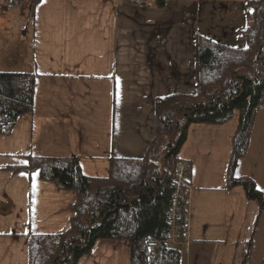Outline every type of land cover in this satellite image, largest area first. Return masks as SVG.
I'll list each match as a JSON object with an SVG mask.
<instances>
[{"label":"crops","instance_id":"1","mask_svg":"<svg viewBox=\"0 0 264 264\" xmlns=\"http://www.w3.org/2000/svg\"><path fill=\"white\" fill-rule=\"evenodd\" d=\"M28 1L8 10L0 0V72L36 74L33 111L0 135V264H29L30 236L65 232L76 200L72 191L4 167L27 154L78 156L85 175L105 177L111 156L142 157L156 98L194 91L195 37L209 35L199 26L208 0H166L162 10L146 6L153 0ZM15 23L28 39L13 48ZM238 116L191 125L180 148L191 174L182 264H264L253 241L263 212L242 186H227ZM244 160L236 176L258 187ZM78 264H130V246L98 240Z\"/></svg>","mask_w":264,"mask_h":264},{"label":"trees","instance_id":"2","mask_svg":"<svg viewBox=\"0 0 264 264\" xmlns=\"http://www.w3.org/2000/svg\"><path fill=\"white\" fill-rule=\"evenodd\" d=\"M38 2L32 0L33 4ZM245 5L249 8L247 23L238 30L245 47L196 34L195 89L156 98L153 137L142 157L111 156L105 177L85 175L78 156L27 154L21 163L4 167L76 194L65 232L30 236L29 264H78L98 240L128 242L130 264H182V251L166 244L180 148L191 125H221L235 112L239 116L227 186H242L248 199L264 209V193L254 181L236 176L257 110L264 105V0H247ZM146 6L164 9L166 0H154ZM35 79V73L0 72V135H10L18 118L33 111Z\"/></svg>","mask_w":264,"mask_h":264},{"label":"rangeland","instance_id":"3","mask_svg":"<svg viewBox=\"0 0 264 264\" xmlns=\"http://www.w3.org/2000/svg\"><path fill=\"white\" fill-rule=\"evenodd\" d=\"M141 1H144V3H146V1L149 0ZM246 1L247 0H208V3L204 2L203 5L205 11L203 20L200 21L199 24L200 29L203 33H208L209 35L207 36L221 43H226L227 45L231 46L245 47L246 42L244 39L239 38L238 30L243 29L247 23L246 11L249 10V8L245 5ZM206 12L208 13L207 17ZM19 27L20 25L15 23V25L11 28L15 33L13 43L11 41V47L13 48H16L15 45L18 46L28 39V37H26L24 34L26 28L21 30ZM241 159H245L242 162L246 165L245 167L248 170L252 171V173L256 176V183L258 184V187H256L259 190L262 189L261 191H263L264 193V105L260 106L257 110L247 152L246 155ZM249 161H251L250 164ZM255 161H257L258 164L251 166L252 162ZM252 204L253 206H255V204L259 206V204L256 202H253ZM259 210H261L260 206ZM262 212L263 216L261 221V229L257 233L256 238L253 239V241L256 240V242H259V251L263 252L264 254V209H262ZM256 218L254 216L252 220L254 222L253 229L257 230L258 222ZM255 256L256 255L254 254L253 257Z\"/></svg>","mask_w":264,"mask_h":264},{"label":"built area","instance_id":"4","mask_svg":"<svg viewBox=\"0 0 264 264\" xmlns=\"http://www.w3.org/2000/svg\"><path fill=\"white\" fill-rule=\"evenodd\" d=\"M28 0H6V8L25 4ZM190 167L186 161H179L173 181L169 210V230L166 243L171 245L189 244L188 210L190 194Z\"/></svg>","mask_w":264,"mask_h":264}]
</instances>
